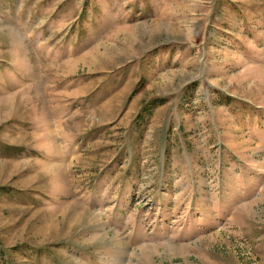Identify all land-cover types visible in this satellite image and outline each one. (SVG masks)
Wrapping results in <instances>:
<instances>
[{
    "label": "rangeland",
    "instance_id": "rangeland-1",
    "mask_svg": "<svg viewBox=\"0 0 264 264\" xmlns=\"http://www.w3.org/2000/svg\"><path fill=\"white\" fill-rule=\"evenodd\" d=\"M0 264H264V0H0Z\"/></svg>",
    "mask_w": 264,
    "mask_h": 264
}]
</instances>
